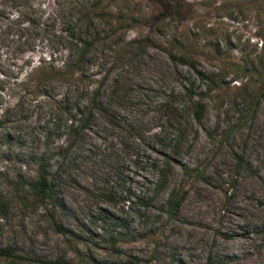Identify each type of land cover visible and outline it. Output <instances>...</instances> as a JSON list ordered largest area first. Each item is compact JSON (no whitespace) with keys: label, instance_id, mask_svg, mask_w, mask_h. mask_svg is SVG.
Instances as JSON below:
<instances>
[{"label":"rangeland","instance_id":"374dc122","mask_svg":"<svg viewBox=\"0 0 264 264\" xmlns=\"http://www.w3.org/2000/svg\"><path fill=\"white\" fill-rule=\"evenodd\" d=\"M0 200V264H264V0H0Z\"/></svg>","mask_w":264,"mask_h":264},{"label":"trees","instance_id":"16d2710c","mask_svg":"<svg viewBox=\"0 0 264 264\" xmlns=\"http://www.w3.org/2000/svg\"><path fill=\"white\" fill-rule=\"evenodd\" d=\"M82 56H85V53H83L80 58H82ZM172 59L174 61H178L181 63H186L187 65L191 66L194 71L197 73L198 77L200 78V80H202L203 82H209V84H215V80L213 78H210L209 76H207L205 73H203L202 71L198 70L195 66V63L193 61L188 60L187 58L184 59L183 57H175L173 55H171ZM49 72L47 73H43V75H47V76H53V73L56 71V68L53 67H49L48 69ZM47 78V77H46ZM205 110V106L202 103H198L197 104V111H196V116H197V120L201 121L202 117H203V113ZM254 114V112H252ZM31 189L34 192V194L39 198V200L41 201H51L54 198V182L51 179V173H50V166H49V162L45 159H42L39 165V173H38V177L36 179L35 182L31 183ZM170 206H171V210H173V212L178 211L179 207H180V203L176 201V197H175V193L171 194L170 197ZM10 209V203L6 200H0V219L1 218H5L9 212ZM10 255L11 252H9V250H6L5 252H0V255ZM44 264H61L59 262H55V263H44Z\"/></svg>","mask_w":264,"mask_h":264}]
</instances>
